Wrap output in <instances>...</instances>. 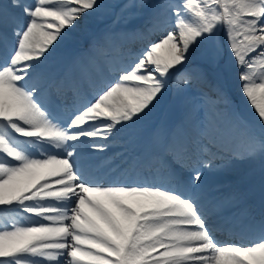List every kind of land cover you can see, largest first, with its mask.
Here are the masks:
<instances>
[{"label":"snow or ice","instance_id":"obj_1","mask_svg":"<svg viewBox=\"0 0 264 264\" xmlns=\"http://www.w3.org/2000/svg\"><path fill=\"white\" fill-rule=\"evenodd\" d=\"M99 7L100 0H0V264H264V187L258 218L245 208L249 242L221 243L223 221L202 196L201 170L233 133L244 144L234 159L264 158V0L132 3L150 9L149 23L123 38L143 46L130 64L112 68L114 79L74 101L65 120L51 90L84 96L90 61L53 85L41 68ZM118 38L106 33L94 47ZM204 60L225 69L234 62L258 127L232 111L228 127L201 124L196 150L182 142L183 127L161 129L156 158L169 186L90 180L82 149L107 145L86 139H114L141 121L170 83L181 98L212 99ZM210 92L228 104L220 86Z\"/></svg>","mask_w":264,"mask_h":264},{"label":"bare ground","instance_id":"obj_2","mask_svg":"<svg viewBox=\"0 0 264 264\" xmlns=\"http://www.w3.org/2000/svg\"><path fill=\"white\" fill-rule=\"evenodd\" d=\"M101 2L104 1L100 0V4ZM101 8L102 7H99L94 14L88 16L86 19L82 17L78 22L79 27L75 28L77 33L71 32L69 35L73 43L70 44L68 38L65 39L66 41L57 47L55 55L44 62L41 72L43 73L44 80L49 85H53L55 81L62 80L66 75L76 70L82 60H89V73H95V65L92 66V58L85 56L81 60L75 59V56L69 54V52H71L69 48H72L73 51L78 53L86 52L90 49H95L98 53L105 52V46L99 48L94 47V36L91 33L92 27L88 26L90 21H95L104 16L100 12ZM148 23L149 18L145 21L142 30L148 26ZM95 35L97 36L98 34ZM154 37L155 36L151 37V39ZM138 42L141 41L127 40V46L132 47L135 45L137 48L136 53H138L141 48ZM117 45L120 46L119 44ZM65 51L69 52L65 53ZM131 54L133 55L132 52ZM135 56L136 55L129 60L127 65L135 59ZM94 76L96 77L97 75L94 74ZM238 82L239 81L232 83L231 90L235 91L239 88ZM51 91L55 93L54 88ZM233 91L227 93L228 95L225 94L228 99V104H225L223 101H216L214 94H212V99L210 101L206 100L207 102L204 103L195 101L196 107L194 106L195 109L192 111V115L189 116L187 125H185L186 127L182 126L185 129V133L195 140L194 142L192 141L194 144L192 147L197 148L196 141L201 124L212 121L213 123H220L224 127L229 126L231 116H229L228 106L231 105V99L235 96V92ZM64 94L65 99L67 98L69 101L76 102L78 99L74 97L73 93L68 89H65ZM193 99L195 100V98ZM71 106H73V103ZM64 110H68V108ZM72 110L73 109L70 108L69 114L67 117H63V119L66 120ZM180 127L181 126H178L177 128ZM161 129L174 130L162 124L157 125L154 120L147 122L141 120L135 124H129L123 127L114 139L111 137L108 140L86 139L85 143L88 145H107V148L103 151L82 149L84 152L82 159L88 161L86 167L88 169L87 174L89 179L100 182H139L164 185L158 175L151 179L141 180L140 178H136L137 175L132 171V166L134 164L137 165L139 170L146 166L157 169L153 161L144 164L147 160L151 161L152 158L157 164L163 167L156 158V154L159 151L157 136ZM226 146L229 149H226ZM109 148H113V150ZM217 148L221 151L220 153L226 155L228 159L224 158L222 155L221 158L223 157V159H221L218 164H212L213 161L211 160V167L201 169L203 172L202 196L208 206L213 208L214 212L217 213L223 221V226L217 231L216 238L221 243H248L251 238L244 237L242 233L234 229L231 223L234 221L233 217L235 216V212L242 209V214L245 215L246 207L252 215H257L255 209L258 208L261 189L264 187V158L236 159L239 163H228L229 160L231 162L234 151L243 150L244 148L242 139L236 133L221 137L218 141ZM216 158L218 157H214V159ZM108 162H112L111 168H106V163ZM163 168L168 172L165 167ZM113 171H115V174H113L110 179H107ZM131 175L134 179L129 181L127 176L129 177ZM147 176L149 177V174ZM18 215L20 217L35 219L32 214L20 212ZM228 220L230 223L227 222Z\"/></svg>","mask_w":264,"mask_h":264},{"label":"rangeland","instance_id":"obj_3","mask_svg":"<svg viewBox=\"0 0 264 264\" xmlns=\"http://www.w3.org/2000/svg\"><path fill=\"white\" fill-rule=\"evenodd\" d=\"M100 12L104 15L102 18H99L95 21H90L88 26L92 27L91 33L93 36L95 34L103 35L107 31H113L119 37L124 35V33H129L133 30H142L145 25V21L149 18L150 9L149 8H131L129 7L132 3H144L146 5L152 4L155 0H102ZM67 31V30H66ZM71 32H76L74 28ZM96 41L97 38L93 37ZM154 37L153 39H155ZM224 34L221 32L218 36L219 41H223ZM65 39L57 43L59 45L63 44ZM68 41L72 44V38L68 37ZM143 42H138L142 44ZM143 46V45H142ZM61 47V46H60ZM71 52L69 54L75 55V51L72 48H69ZM132 49L135 51L137 48L133 46ZM201 64L204 71L208 77L209 87H206L204 90L210 92V88L213 86H220L224 93L232 92L231 85L232 83L238 81L237 79V70L234 66V62L229 65L227 69L222 64H217L211 60H204L202 62L198 61ZM239 84V82H238ZM235 96L231 99V105L228 106L229 116L232 111L238 112L240 116L253 127H258L259 121L256 118L253 110L248 106L247 101L244 99L242 94L237 88L235 91ZM195 98V100L193 99ZM195 101L207 102L205 98L197 96L189 99L181 98L177 95L176 84L175 82L170 83L168 89L162 93V98L159 99L158 103H155V106L152 108L151 112L142 119L143 121H156L157 125H165L167 122H170L174 118H187L192 115L196 104ZM195 106V107H194ZM155 114V115H154ZM158 115V116H157ZM175 120V119H174ZM167 127V125H166ZM228 163H239L236 159L232 158L231 162Z\"/></svg>","mask_w":264,"mask_h":264}]
</instances>
